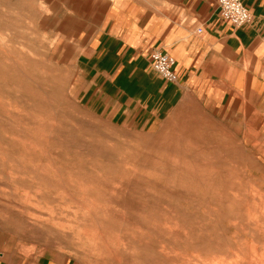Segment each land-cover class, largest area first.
<instances>
[{
	"label": "rangeland",
	"instance_id": "374dc122",
	"mask_svg": "<svg viewBox=\"0 0 264 264\" xmlns=\"http://www.w3.org/2000/svg\"><path fill=\"white\" fill-rule=\"evenodd\" d=\"M111 1L0 0V247L264 264V131L126 100L86 51Z\"/></svg>",
	"mask_w": 264,
	"mask_h": 264
},
{
	"label": "crops",
	"instance_id": "0c3cea01",
	"mask_svg": "<svg viewBox=\"0 0 264 264\" xmlns=\"http://www.w3.org/2000/svg\"><path fill=\"white\" fill-rule=\"evenodd\" d=\"M243 3L251 20L233 27L221 21L214 0H112L86 51L140 111L167 116L189 103L201 124L206 118L217 126L264 131V0ZM153 49L174 57L176 81L152 69ZM0 264L75 262L0 247Z\"/></svg>",
	"mask_w": 264,
	"mask_h": 264
},
{
	"label": "built area",
	"instance_id": "2783aa9c",
	"mask_svg": "<svg viewBox=\"0 0 264 264\" xmlns=\"http://www.w3.org/2000/svg\"><path fill=\"white\" fill-rule=\"evenodd\" d=\"M221 21L233 27H240L251 20V13L244 5L243 0H214ZM201 32L199 28L197 30ZM152 69L166 81L174 82L177 74L174 70L175 59L172 55L153 49L149 53Z\"/></svg>",
	"mask_w": 264,
	"mask_h": 264
}]
</instances>
